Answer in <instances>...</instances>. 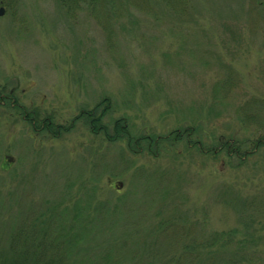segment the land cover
<instances>
[{"label":"rangeland","instance_id":"1","mask_svg":"<svg viewBox=\"0 0 264 264\" xmlns=\"http://www.w3.org/2000/svg\"><path fill=\"white\" fill-rule=\"evenodd\" d=\"M146 5L105 27L59 0H0V264L22 227L77 201L90 220L128 190L140 240L161 218L234 229L229 248L249 239L264 264V146L242 120L264 117V0ZM104 216L107 239L119 215Z\"/></svg>","mask_w":264,"mask_h":264},{"label":"trees","instance_id":"2","mask_svg":"<svg viewBox=\"0 0 264 264\" xmlns=\"http://www.w3.org/2000/svg\"><path fill=\"white\" fill-rule=\"evenodd\" d=\"M147 1L149 0H59V3L69 17L76 11L87 8L89 13L106 27L104 20L108 17L114 16L119 19L128 7H142ZM153 1L161 3L175 13L180 12L184 2V0ZM90 114L86 113L85 116L90 122L95 121L96 118ZM258 117L260 121H254L253 115L248 111L243 112L242 120L246 124L254 123L253 131L257 136L252 142L245 139L251 147L264 146V117ZM49 124L47 122V127ZM97 127L103 131L107 129L104 123H99ZM53 131L56 132L55 128ZM178 135L176 134L174 138ZM147 137L142 136L145 139ZM245 140L238 141L241 143L233 146L232 150L229 149L232 151L230 153L241 158L243 152L246 153L240 151ZM227 142L225 141V145ZM124 193L122 201L120 199L119 204H114L111 210L106 204L100 205L99 208L97 206L96 215L90 220L82 217L86 205L84 208L78 207L77 201L72 206V215L70 210L64 207L54 221L46 218L39 223L33 222L32 225H28V231L22 227L20 232L7 238L9 248L4 260L7 264H242L243 261L253 264L258 258L255 256L256 250H245L252 243L249 239L237 241L233 250L229 248L234 229L227 234L224 231H207L199 234L195 233L191 224L186 226L174 224L171 227L168 220L162 218L153 225V228L148 229L145 237L140 240L134 233L138 231L135 225L138 220L129 219L131 193L129 190ZM108 211H114L119 216L108 226V231L113 235H108L105 239L102 224L104 213ZM117 232L119 234L114 237V233ZM28 237L32 239L28 241ZM178 240L180 244L177 245Z\"/></svg>","mask_w":264,"mask_h":264},{"label":"water","instance_id":"3","mask_svg":"<svg viewBox=\"0 0 264 264\" xmlns=\"http://www.w3.org/2000/svg\"><path fill=\"white\" fill-rule=\"evenodd\" d=\"M2 13V8H0V14Z\"/></svg>","mask_w":264,"mask_h":264}]
</instances>
